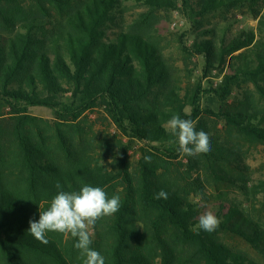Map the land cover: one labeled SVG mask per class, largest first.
I'll use <instances>...</instances> for the list:
<instances>
[{
	"label": "trees",
	"instance_id": "1",
	"mask_svg": "<svg viewBox=\"0 0 264 264\" xmlns=\"http://www.w3.org/2000/svg\"><path fill=\"white\" fill-rule=\"evenodd\" d=\"M67 1H61L60 8L68 28L60 29L49 42L39 36L38 29L46 21L32 15L27 7L30 0H0V22L14 31L11 36L0 33V117L10 115L0 120V264H83L76 257L80 252L74 247L77 238L70 233L69 237L47 232L48 242L42 243L28 232L29 221L39 219L40 206L46 209L59 190L77 191L83 185L102 187L111 192L110 198L120 196V209L110 222L111 240L102 236L90 245L104 256L105 264H249L221 235L234 234L264 250V228L237 205L226 209L221 204L215 214L221 223L215 231L192 230L202 206L169 182L170 170L164 164L182 154L163 122L174 114L194 121L196 131L209 135L211 150L189 156L191 161L201 170L210 169L226 178L224 164L239 160V148L213 136L206 117H224L233 133L264 144V109L245 104L216 111L202 106V94L226 102L234 86L246 80L254 82L264 99V37L255 42V31H246L234 39L231 51L252 45L255 66L236 57L240 62L234 72L218 87L203 91L199 84L186 103L171 90L172 67L157 54L153 43L128 32L106 41L104 27L115 0H88L77 9ZM244 1L207 0L203 11ZM147 2L154 7L173 5L169 0ZM42 10L51 16L44 2ZM198 48L206 57L211 54L205 43ZM33 106L54 110L55 136L42 130L37 118L29 114ZM99 106L105 107L124 135L149 142V148L141 149L136 168L128 159L127 147L117 165L106 162L111 155L118 157L119 151L112 146L102 150L105 162L81 148L78 137L82 133L75 122ZM149 156L150 162L145 160ZM121 177L125 190L118 187ZM57 183L62 189H57ZM160 189L168 193L167 199L155 198ZM138 204L146 210L144 229L135 221Z\"/></svg>",
	"mask_w": 264,
	"mask_h": 264
},
{
	"label": "rangeland",
	"instance_id": "2",
	"mask_svg": "<svg viewBox=\"0 0 264 264\" xmlns=\"http://www.w3.org/2000/svg\"><path fill=\"white\" fill-rule=\"evenodd\" d=\"M61 1L63 0H30L27 4L32 15L37 14L45 19V27L38 29V33L40 38L46 37L49 42L57 37L60 29L66 31L64 27L67 26V21L62 15L60 7L64 4ZM87 1L68 0L66 3L77 9ZM169 1L172 6L154 7L147 0H115V6L104 27L106 41H114L121 33L128 32L137 33L146 41L153 43L157 48V54L172 67L171 90L175 89L179 93L180 101L186 103L191 92L193 93L199 84H202L203 91L218 87L226 75L234 72L233 69L240 60L242 63L247 60L250 65L255 66L253 62L256 57L252 45L236 51H231L230 45L246 31H255V42L264 37L262 31L264 0L228 3L208 12L203 11V5L207 0ZM42 2L51 9V16L42 10ZM70 7L65 8L68 11ZM67 11L65 13H68ZM0 33L11 36L14 31L6 30L4 24L0 22ZM203 43L209 46L211 53L209 57L197 51L198 46ZM239 56L241 59H236ZM70 96L71 93H68L67 99ZM201 102L203 107L210 106L216 111L234 110L237 106L245 104L254 109H264V99L256 85L246 80H241L234 86L233 93L226 102L212 98L210 93H203ZM186 110L191 112V106L187 105ZM29 114L37 118L42 130L47 131L48 135L55 136L57 118L52 108L33 106ZM9 117L10 115L6 114L0 117L4 118L0 120ZM167 121L163 122L164 125ZM204 122L207 123L211 134L218 137L221 142L239 148V160L224 164L227 174H224L226 178L221 179L210 169L207 172L197 168L189 156L182 155L176 160L167 159L164 165L170 170L169 182L183 195L190 193L189 198L201 204V214L209 210L216 214L221 204H224L226 209L234 204L253 216L264 228V144L255 143L239 133H233L224 117L210 115ZM75 123L82 133L78 137L81 148L89 151L95 160L105 162L104 156L101 155L102 150L112 146L119 151L116 154L118 157L113 159L111 155L106 162L117 165L120 161L119 155L127 147L128 159L133 168H136L141 159V149L149 148V142L132 140L124 135L104 106L86 111ZM118 187L125 190L123 177L118 182ZM109 193L111 192L107 191L108 195ZM136 211L135 221L144 229L146 210L138 204ZM113 215L103 217L95 225L90 226L92 242L101 239L102 236L106 241L111 240L110 222L114 221ZM221 239L231 250L247 257L249 264H264V250L251 241L234 234H222ZM76 257L83 259L80 252Z\"/></svg>",
	"mask_w": 264,
	"mask_h": 264
},
{
	"label": "clouds",
	"instance_id": "3",
	"mask_svg": "<svg viewBox=\"0 0 264 264\" xmlns=\"http://www.w3.org/2000/svg\"><path fill=\"white\" fill-rule=\"evenodd\" d=\"M178 144L177 151L182 155L195 156L211 150L209 135L201 130L196 131L194 121L182 119L174 114L164 125ZM146 161L151 157H145ZM57 189L62 186L57 183ZM156 199H167L168 193L160 189L155 193ZM120 209V196L109 198L107 192L99 186L83 185L77 191L59 190L51 199L48 207L39 209V219L29 221L28 232L42 243H47V232H59L77 238L74 247L80 251L83 264H105L104 256L90 247L92 244L90 226L106 216H111ZM221 221L211 210L204 212L198 222L192 227L193 231H215Z\"/></svg>",
	"mask_w": 264,
	"mask_h": 264
}]
</instances>
